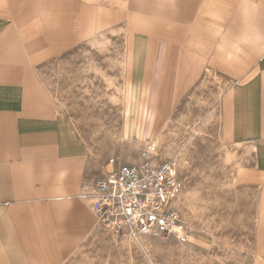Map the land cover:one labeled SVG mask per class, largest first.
I'll return each instance as SVG.
<instances>
[{
  "label": "crops",
  "instance_id": "0c3cea01",
  "mask_svg": "<svg viewBox=\"0 0 264 264\" xmlns=\"http://www.w3.org/2000/svg\"><path fill=\"white\" fill-rule=\"evenodd\" d=\"M210 76L220 142L258 193L250 264H264V0H0V264H102L83 193L130 169L117 145L157 136ZM172 229L135 241L148 264L152 237L209 250Z\"/></svg>",
  "mask_w": 264,
  "mask_h": 264
},
{
  "label": "rangeland",
  "instance_id": "374dc122",
  "mask_svg": "<svg viewBox=\"0 0 264 264\" xmlns=\"http://www.w3.org/2000/svg\"><path fill=\"white\" fill-rule=\"evenodd\" d=\"M197 91L194 105L173 116L157 136L119 143L117 156H126L131 168L150 162H155L153 167L174 163L182 181L174 205L180 224L209 241V250L199 253L182 245H165L158 236L152 237L147 250L155 264H250L258 193L251 180L239 176L246 157L220 142L217 113L209 114L214 101L218 97L220 101L225 83L210 76ZM101 231L102 264H148L135 240ZM172 231L173 235L161 236L160 240L174 237Z\"/></svg>",
  "mask_w": 264,
  "mask_h": 264
},
{
  "label": "built area",
  "instance_id": "2783aa9c",
  "mask_svg": "<svg viewBox=\"0 0 264 264\" xmlns=\"http://www.w3.org/2000/svg\"><path fill=\"white\" fill-rule=\"evenodd\" d=\"M182 190L175 164L117 168L96 180L84 196L105 231L131 240L171 236L180 223L174 202Z\"/></svg>",
  "mask_w": 264,
  "mask_h": 264
}]
</instances>
